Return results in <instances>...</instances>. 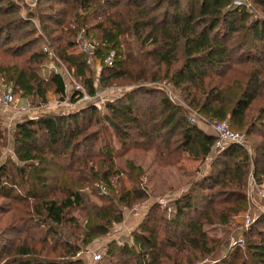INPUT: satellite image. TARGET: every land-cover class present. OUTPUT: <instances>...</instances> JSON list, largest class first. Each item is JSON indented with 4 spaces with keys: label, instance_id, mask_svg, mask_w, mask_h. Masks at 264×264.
<instances>
[{
    "label": "trees",
    "instance_id": "obj_1",
    "mask_svg": "<svg viewBox=\"0 0 264 264\" xmlns=\"http://www.w3.org/2000/svg\"><path fill=\"white\" fill-rule=\"evenodd\" d=\"M6 1L5 10L16 12L17 5ZM74 1L81 12L78 26L93 42L94 56L100 60L102 84L126 77L141 85L106 104L102 116L92 106L68 114L46 110L36 117L26 115L15 124L17 162L0 166V197L14 201L21 214L17 220L26 229L44 230L45 236L38 240L43 246L37 253L16 245L15 256L2 264H85L84 257L76 254L109 235L113 225L122 221L124 208L144 194L136 187L119 190L113 186L109 144L94 154L101 159L86 173L87 161L77 156V148L89 139L96 140L97 129L107 123L122 146H129L131 132L138 139L131 143L141 146L162 137L165 147L176 134L181 153L203 160L214 136L188 120V109L244 132L255 145L254 156L249 158L247 149L234 144L214 154L205 174L186 193L164 205L152 202L130 236L107 242L101 259L93 264H196L220 245L203 227L227 225L231 215L248 208L249 161L256 181L264 178V0H249L250 9L235 0ZM256 11L263 16L255 15ZM97 17V24L85 28L89 19ZM23 22L21 17L14 21L17 25ZM74 45L75 40L66 41L58 57L83 79L88 93L95 95L93 81L86 78V56L67 53ZM111 51L114 60L107 66L104 59ZM32 59L46 61L47 54L38 52ZM37 67L0 64V80L21 97L47 101L53 86L63 98L62 76L54 71L42 76ZM165 86L178 92L180 101L175 102ZM74 93L82 95L77 90ZM250 108H257L255 116L249 114ZM91 123L96 129L88 132L85 127ZM5 129L0 125V139ZM40 131H44V144ZM60 153L69 154L70 165L78 173L75 178L57 163ZM105 160L109 163L106 169ZM125 167L133 183L142 170L132 160ZM89 183H95L91 189L105 200L103 204L91 201L85 190ZM53 191L59 195L51 197ZM73 212H82L83 224L70 216ZM8 230L20 233L16 225ZM47 242L49 249L44 247ZM48 252L59 256L48 258ZM211 264H264V212L243 233L242 245H234L224 259Z\"/></svg>",
    "mask_w": 264,
    "mask_h": 264
},
{
    "label": "rangeland",
    "instance_id": "obj_2",
    "mask_svg": "<svg viewBox=\"0 0 264 264\" xmlns=\"http://www.w3.org/2000/svg\"><path fill=\"white\" fill-rule=\"evenodd\" d=\"M7 2L6 0H0V64L6 65L16 63L22 67L38 66L36 68L38 69L37 71L40 75L45 77H48L49 74L54 71L62 76L66 94L61 98L60 95L53 91V86H51L47 92V101H42L40 98H35L33 100L32 98H26L24 96L21 97L20 92L15 93L16 97H18V108L25 107L27 109L29 107L31 111L25 114H14L10 117L9 112L11 111H5L0 105V125L6 128L3 138L0 139V166L10 161L17 162L14 154L15 141L13 134L15 131V124L20 121L22 117L26 115L36 117L43 112H47L46 110L68 114L81 108H91V106L97 108V113L102 116L107 112L105 109L106 104L116 101L126 90L141 85L139 84L140 81L133 80V82H131L129 79H126V77H123V79L111 80L106 85L102 84L100 81L102 66H97V64L88 65L86 63L88 65L86 78H90L93 81L95 88V95H90L85 87L83 79L76 76L74 69L69 68V66L58 57V52L61 50L60 47L66 45V41L75 40V45L67 49V53L69 54L82 53V44L88 41L85 34L82 32V28L80 29L78 26L77 17L81 12L79 8L77 9V3L74 0H10L11 3L17 5L16 12L12 8H10L9 11L5 10L6 6H8L7 4H9ZM33 13L37 15L29 16ZM254 14L263 16L259 11H256ZM19 17L23 18L25 22L17 25L14 21ZM28 17L32 18L29 20ZM56 21L59 22L56 24ZM97 22H99V17L89 19L85 28H87L86 26H94ZM96 34L98 35L100 33L97 32ZM38 52L46 53L47 60H40L38 62L32 59V55L38 54ZM83 54L87 56L84 52ZM0 82L2 83V81ZM75 83L85 90V94L83 93L81 96H78L74 93ZM161 83L162 82L159 84ZM169 88L165 86L167 94L173 100L175 97V102L180 101L179 93ZM0 89H2L1 84ZM142 103H144V101H142ZM139 104L141 105L140 101ZM256 109L257 108H250L249 114L255 116ZM188 112V117L198 120V117L193 114V111L188 109ZM79 122H82L84 125L87 124L85 120L80 119ZM195 124L201 127L199 122H195ZM85 129L91 132L96 129V126L91 123V125L86 126ZM42 132L44 131L39 132L40 142L44 144L45 137ZM96 135V140L89 139L83 143V146L77 148V156L85 158L88 164L83 172L86 173V169L92 165L96 167V163L101 159V156L99 155L96 157L94 154H96L98 149L102 146L109 144L113 152V168L110 172L113 186L119 190L121 188L130 190L136 187L138 192L144 194V196L140 199H133V204L124 208L122 221L113 225L109 235L96 239L90 246H87V248L85 247V249L83 248L76 254L77 256L84 257L85 264H93L95 261L89 259L90 253L96 251L101 253L102 248L107 242L112 239L123 240L130 236V233L135 228H133V218L140 222L145 217L152 202L158 201L164 205L169 200L186 193V191L192 187V183L205 174L208 162L214 156L209 155L203 160L200 158L197 160L192 159L186 153H181L180 145H178L179 136L176 134L171 136L170 142L165 147L162 137H159L161 139H156L151 145H134L131 142L137 138H135L132 132L129 146H122L120 142H118V138L114 134L113 129H111L107 123L97 129ZM79 138L80 136H78V139ZM253 139L256 141L255 143L261 141L259 137L257 138V134L255 133ZM241 148L245 149L244 147ZM246 152L249 158H252L255 154V145L248 138ZM69 158L70 156L68 153H60L59 157H57V163H60L63 172H70V175L75 178L78 173L73 168L74 165H70L71 162ZM127 160H132L133 163L138 165L142 170L133 183L129 180L125 172V162ZM108 164L107 160H105L104 169H106ZM251 167L252 165L249 161L245 190H247L249 210L253 214L252 218H255L264 212V178L261 182H257L252 176ZM116 172L117 174H115ZM94 184L95 183H89L85 190L93 203L103 204L105 200L93 193L91 189V187L95 186ZM216 190H219L218 187ZM54 195L59 194L53 191L51 197ZM13 204L14 201L0 197V264L15 256L12 250L16 245H25L30 250H34L35 253L38 252V248L43 246L38 240L45 236L44 230L42 231L36 228L26 229L24 224H21V221L17 220L21 214H18V210L14 208ZM237 214L230 216L227 225H210L203 227L210 236H213V239L220 241L219 247L212 254L203 258L208 264L218 263L220 260L224 259L226 254L234 247V245L229 247V244H231L230 242L237 236L235 233H240L242 227V224L239 222L240 216ZM70 216H73L76 220H79L80 224H83L82 212H73ZM12 225L18 226L20 231L19 234L11 233V231L8 230L10 227L12 228ZM77 232L82 233V230H77ZM50 245L49 242L45 243V249H49ZM83 251L84 254L82 256ZM48 253V258L59 256L58 252ZM42 254L45 255V252ZM162 260L167 263V259L163 258Z\"/></svg>",
    "mask_w": 264,
    "mask_h": 264
},
{
    "label": "built area",
    "instance_id": "obj_3",
    "mask_svg": "<svg viewBox=\"0 0 264 264\" xmlns=\"http://www.w3.org/2000/svg\"><path fill=\"white\" fill-rule=\"evenodd\" d=\"M236 3L238 4H243L247 9H250V3L249 0H235ZM83 30V29H82ZM84 33V31H82ZM81 52H84L85 54H87L86 56V63L88 65H95L97 64V66H100V60H98L97 58H95L94 53H93V44L91 41H87L84 42L82 44L81 47ZM114 60V53L111 51L106 58L104 59V63L107 66H111ZM1 81V80H0ZM0 84L2 85V89H0V105L3 107L2 109H5V111H11L9 112V117L11 115H19V114H25V113H29L31 111V109L28 107L27 109L25 107H21L18 108V100L15 94L14 89L9 86V85H4L3 83L0 82ZM74 89L77 91L82 92L81 94H85V90H83V88L78 85L77 83H75L74 85ZM86 98V96H85ZM5 107V108H4ZM10 107V108H9ZM193 114H195L193 112ZM196 115V114H195ZM198 117V120H195L192 117H188V120L191 123H195V122H199L201 127H208V129H210L212 135L214 136V141L210 147L209 150V155H214L217 152L222 151L225 147H227L230 144H234V145H238L240 147H244L245 149H247V138L245 136V133L242 131H234L231 130L228 127V124L226 121H215V120H206L202 117H199L198 115H196ZM9 119V118H8ZM207 156V157H208ZM249 203H248V208L245 211L239 212L237 215H239V222L240 224H242L240 233H235V235H237L229 244L230 246L233 245H242L243 243V233L247 230L248 226L251 224V222H253L255 218L253 217V214L251 213V211L249 210ZM242 234V235H241ZM84 254V251L82 252V256ZM91 261H98L101 259V253L100 252H93L90 253V258ZM208 264L207 261L202 260L199 263L196 264Z\"/></svg>",
    "mask_w": 264,
    "mask_h": 264
},
{
    "label": "crops",
    "instance_id": "obj_4",
    "mask_svg": "<svg viewBox=\"0 0 264 264\" xmlns=\"http://www.w3.org/2000/svg\"><path fill=\"white\" fill-rule=\"evenodd\" d=\"M202 128V127H201ZM203 129H205L208 133L212 134L210 129H208V127H203ZM191 159V158H190ZM139 223V220H134L133 218V228L137 226V224Z\"/></svg>",
    "mask_w": 264,
    "mask_h": 264
}]
</instances>
